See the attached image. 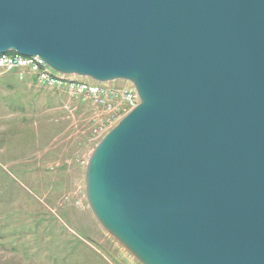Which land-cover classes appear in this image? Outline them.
Returning a JSON list of instances; mask_svg holds the SVG:
<instances>
[{"label": "water", "instance_id": "95a60500", "mask_svg": "<svg viewBox=\"0 0 264 264\" xmlns=\"http://www.w3.org/2000/svg\"><path fill=\"white\" fill-rule=\"evenodd\" d=\"M139 103L84 173L140 264H264V0H0V55Z\"/></svg>", "mask_w": 264, "mask_h": 264}, {"label": "rangeland", "instance_id": "374dc122", "mask_svg": "<svg viewBox=\"0 0 264 264\" xmlns=\"http://www.w3.org/2000/svg\"><path fill=\"white\" fill-rule=\"evenodd\" d=\"M29 79L0 72V264H140L99 226L85 197L89 155L126 113Z\"/></svg>", "mask_w": 264, "mask_h": 264}, {"label": "built area", "instance_id": "2783aa9c", "mask_svg": "<svg viewBox=\"0 0 264 264\" xmlns=\"http://www.w3.org/2000/svg\"><path fill=\"white\" fill-rule=\"evenodd\" d=\"M0 72H15L20 80L30 76L44 88L63 90L71 97L88 99L105 112L118 116L122 112L127 114L139 103L136 90L131 84L125 89L118 90L108 89L94 81L89 83L77 80L75 76H65L53 71L36 56L24 57L16 53L0 55Z\"/></svg>", "mask_w": 264, "mask_h": 264}, {"label": "crops", "instance_id": "0c3cea01", "mask_svg": "<svg viewBox=\"0 0 264 264\" xmlns=\"http://www.w3.org/2000/svg\"><path fill=\"white\" fill-rule=\"evenodd\" d=\"M31 79H32V80H31ZM31 79H29V81H32V82L34 83V81H35L34 78H31Z\"/></svg>", "mask_w": 264, "mask_h": 264}]
</instances>
